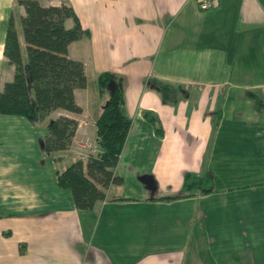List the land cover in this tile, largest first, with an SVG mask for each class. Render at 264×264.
I'll list each match as a JSON object with an SVG mask.
<instances>
[{
  "label": "crops",
  "instance_id": "1",
  "mask_svg": "<svg viewBox=\"0 0 264 264\" xmlns=\"http://www.w3.org/2000/svg\"><path fill=\"white\" fill-rule=\"evenodd\" d=\"M16 1L0 0V87L13 71L2 54L10 16L25 55ZM38 1L68 3L89 31L67 45L86 82L73 89L79 112L54 109L45 117L76 119L64 150H42L46 122L0 113V264H213L214 252L227 264L229 257L251 258L245 242L228 244L229 214L218 210L260 201L252 195L261 181L234 176L246 173L235 161L242 157L255 159L248 163L254 172L264 170V0H216L206 9L197 0ZM103 71L130 118L114 166L122 181L108 184L91 208L76 209L55 171L85 160L73 149L76 140L96 141L105 93L96 78ZM159 84L172 94L165 97ZM241 90L252 95L242 103ZM250 108L253 117H245L241 110ZM204 170L214 189L179 196L183 173Z\"/></svg>",
  "mask_w": 264,
  "mask_h": 264
},
{
  "label": "trees",
  "instance_id": "2",
  "mask_svg": "<svg viewBox=\"0 0 264 264\" xmlns=\"http://www.w3.org/2000/svg\"><path fill=\"white\" fill-rule=\"evenodd\" d=\"M23 7L19 17L21 34L25 44V60L12 17L7 20L2 54L13 66L12 76L0 87V113L24 116L30 120L44 119L54 109L79 112L73 89L83 87L86 77L80 60L67 55L69 42L88 36L76 14L68 3L44 5L38 0H17ZM72 18V25H64V19ZM112 79L107 71L96 78L99 92ZM159 84L163 92L164 86ZM33 100L31 99V93ZM121 92L112 85L105 102L94 119L98 153L88 155L85 160L73 159L55 171V183L67 188L76 209L91 208L93 203L104 197V189L110 183H121L114 166L121 151L130 118L121 111ZM153 124L156 134L161 128L152 114L143 113ZM77 125L76 119L57 115L46 121L45 132L39 138L41 148L52 153L68 148ZM213 178L202 172L185 171L182 175L179 196L194 192L212 191Z\"/></svg>",
  "mask_w": 264,
  "mask_h": 264
},
{
  "label": "rangeland",
  "instance_id": "3",
  "mask_svg": "<svg viewBox=\"0 0 264 264\" xmlns=\"http://www.w3.org/2000/svg\"><path fill=\"white\" fill-rule=\"evenodd\" d=\"M249 56L253 57L251 54ZM23 59L25 60V55H23ZM6 63L9 66H11V63L8 62L7 60H6ZM237 63H238V61H237ZM249 66L252 67L253 65L250 64ZM233 67H234V65H233ZM2 68H3V66H2ZM252 70L253 69H251V71ZM251 73L252 72H250L249 74H251ZM10 78L11 77H9V79ZM89 81H91V80L89 79ZM102 91L105 92L101 98V101H103V103H104L106 98H107V95L109 94L108 87L105 86ZM172 92H173V90H171V88H169V87H167L166 89L165 88L163 89V94L165 97L170 96L172 94ZM239 92H240V98H241L240 102L241 103L244 102L243 100L245 98L252 96V95L245 94V91H243V90H241ZM253 92L256 95H259V93H261L262 90H260V92H259V89H256ZM30 93H31V99L33 100L32 91H30ZM231 96H233V95H231ZM235 96H236V94H235ZM95 97L96 96L94 94H90L88 96L89 100H95L96 101L97 98H95ZM257 103H258V100L255 99L253 105L256 106ZM231 104H233V103H231ZM241 111H243V113H245V117H253L252 116L253 115L252 114L253 109L250 108L249 110L247 109V110H241ZM49 119H50V117L48 116L44 120L41 119V120H38V121L36 120V121H37V123L42 122L45 124V122ZM262 144L264 146V141H262ZM76 155H78V154L76 153ZM84 155L85 154H83V157H84ZM260 156H261L260 161L262 163H264V147L262 149ZM235 161H238L239 163L242 162L244 164V169L246 170L245 174L235 175L234 177L236 179L240 178L239 180H241V182H243V183L244 182H246V183L256 182V181L260 182L261 181L260 183L256 184L257 188L255 189V195H252L253 198H256V200H260V201L249 202V203H245V204H242V203L237 204L236 202H234V203L231 202V205L224 207V210H222V209L218 210V212H220V214H222V213L223 214H229V221L227 223L229 226L228 244L232 245V244L239 243V242L240 243L245 242L246 247L251 251V258H248L247 254H245L244 255L245 258H243L242 260L240 259L237 262H234L233 259L229 257V263L228 264H264V170H262L261 174L253 171L252 167H250L248 165V163L251 164L255 161V159L253 157H242L238 160L235 159ZM242 167H243V165L241 164L240 168H242ZM218 212L216 209V214ZM243 229L246 232L245 238H242ZM215 240L213 241L214 244L217 243V241H215ZM220 248L221 247H219V251H220ZM215 250H216V246H215ZM224 250H225V248H224ZM204 256H205V262L210 263L209 260H210L211 254H209V252H208ZM211 262H213V264H227L225 259L222 261L223 263L221 261H218V253H215V252H214V261L212 260Z\"/></svg>",
  "mask_w": 264,
  "mask_h": 264
},
{
  "label": "built area",
  "instance_id": "4",
  "mask_svg": "<svg viewBox=\"0 0 264 264\" xmlns=\"http://www.w3.org/2000/svg\"><path fill=\"white\" fill-rule=\"evenodd\" d=\"M215 2L216 0H197L200 9L209 8L214 5ZM73 149L77 154L84 153L86 156H95L99 151L96 141L87 138L76 140Z\"/></svg>",
  "mask_w": 264,
  "mask_h": 264
}]
</instances>
